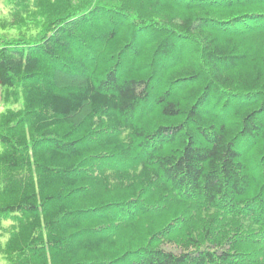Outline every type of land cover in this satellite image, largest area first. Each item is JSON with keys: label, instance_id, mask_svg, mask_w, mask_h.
I'll list each match as a JSON object with an SVG mask.
<instances>
[{"label": "trees", "instance_id": "obj_1", "mask_svg": "<svg viewBox=\"0 0 264 264\" xmlns=\"http://www.w3.org/2000/svg\"><path fill=\"white\" fill-rule=\"evenodd\" d=\"M2 264H264V0H0Z\"/></svg>", "mask_w": 264, "mask_h": 264}, {"label": "rangeland", "instance_id": "obj_2", "mask_svg": "<svg viewBox=\"0 0 264 264\" xmlns=\"http://www.w3.org/2000/svg\"><path fill=\"white\" fill-rule=\"evenodd\" d=\"M1 6V5H0ZM2 88L0 87V113L7 109H18L21 106V103H5L1 100ZM0 264L1 261H0Z\"/></svg>", "mask_w": 264, "mask_h": 264}]
</instances>
